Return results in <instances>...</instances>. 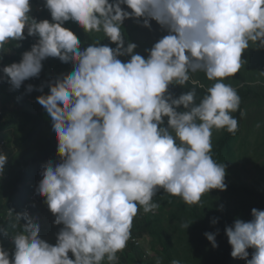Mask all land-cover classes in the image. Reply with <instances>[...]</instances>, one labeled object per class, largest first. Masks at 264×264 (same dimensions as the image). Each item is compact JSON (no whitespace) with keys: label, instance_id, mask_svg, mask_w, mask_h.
I'll list each match as a JSON object with an SVG mask.
<instances>
[{"label":"clouds","instance_id":"9594fccd","mask_svg":"<svg viewBox=\"0 0 264 264\" xmlns=\"http://www.w3.org/2000/svg\"><path fill=\"white\" fill-rule=\"evenodd\" d=\"M44 6L51 22L31 18L29 0H0V51L24 40L25 30L36 38L19 63L3 67L0 80L19 89L38 77L47 58L73 66L48 84V95L36 98L50 119L59 158L43 167L36 194L60 231L49 244L27 214L8 210L9 218L24 224L11 237V259L0 247V264H116L128 241L140 246L132 222L141 208L147 214L160 207L153 200L157 192L193 206L211 190H226V167L211 155L212 135L238 131L232 114L240 96L225 81L244 66L245 50L264 49V0H44ZM130 18L142 19L145 28L155 21L168 33L147 58L133 54L134 43L125 47L121 25ZM69 21L86 34L102 33L115 48L97 41L82 49L62 27ZM198 72L211 82L199 103L195 87L173 98L169 86L183 87ZM7 159L0 154V174ZM251 216L225 228L230 255L264 264V210L253 208ZM205 236L217 247L214 234ZM250 248L255 251L248 259Z\"/></svg>","mask_w":264,"mask_h":264},{"label":"trees","instance_id":"16d2710c","mask_svg":"<svg viewBox=\"0 0 264 264\" xmlns=\"http://www.w3.org/2000/svg\"><path fill=\"white\" fill-rule=\"evenodd\" d=\"M29 2L35 7L42 5L44 13H47V19L51 22L44 0ZM109 2L112 3L114 0ZM121 7L125 11H130L125 5ZM30 17L38 22L42 21L35 16ZM142 24V19L130 18L123 21L121 29L125 43L133 36L132 34L145 29L148 43L141 44L140 55L147 58L152 46L168 33L155 21H149L148 28ZM63 27L79 38L82 49L89 45L77 31L76 24L69 21ZM35 43L36 38L28 36L22 41L7 43L0 51V77L3 76V67L19 63L22 54L29 51ZM100 45L115 48V44L111 42L106 44L100 41ZM242 58H245L244 66L229 83L236 89L241 101L239 110L232 114L238 120V131L232 135L224 130H214L212 135L211 155L214 160L226 167L224 180L226 190H211L202 197L199 204L193 206L183 204L178 197L168 196L162 190L157 192L153 200L160 207L153 210L154 213L147 214L141 208L131 227L133 238L149 241L150 255L142 254L140 246L128 241L126 248L117 253L116 264H156L158 258L161 264H171L174 259L179 260L180 264H246V260L231 257V246L225 228L231 226L236 219L250 221L253 208L264 210V183L256 188H249L245 182L232 183L227 177L229 174H236L237 167L253 146L255 148L251 153L254 160L264 158V90L262 85H253L255 82H264V75H261L264 72V49L250 46ZM49 59L56 58L42 61V70L38 77L25 80L19 89H12L6 78L0 80V102H3L2 98L4 99L0 104V150L12 145L19 148V151L8 157L4 171L0 174V229L8 233L7 238L0 233V247L9 252L10 259L14 250L11 237L22 231L24 220L18 224L14 218L8 217V210H12L14 216L27 214L43 232L49 231V225L38 223L41 217L48 218L50 212L44 198L36 194L43 167L49 162L54 165L59 162L50 119L36 100L38 96L49 94L48 84L51 81L44 74V63ZM59 65L69 74L73 71L71 64ZM248 67L251 68V74L247 72ZM192 76L198 84L193 85L190 80L183 87L169 86L168 92L173 98H178L195 87L196 102L199 103L211 82L205 79L202 72L194 73ZM200 84L204 87L201 88ZM29 85L33 88L31 92L26 90ZM41 88L42 91L38 90ZM241 112L244 113L243 116ZM248 113L251 122L244 125L243 117ZM166 124L167 118L164 126ZM227 200L234 202L232 207ZM213 220L216 223H212ZM183 224L189 226L184 228ZM205 233L215 235L217 247H212ZM247 251L248 259H251L255 249L250 248Z\"/></svg>","mask_w":264,"mask_h":264},{"label":"rangeland","instance_id":"374dc122","mask_svg":"<svg viewBox=\"0 0 264 264\" xmlns=\"http://www.w3.org/2000/svg\"><path fill=\"white\" fill-rule=\"evenodd\" d=\"M30 12L29 15L30 16H35L41 20H49L47 19V13H44V8L42 7L43 11H40L37 7L30 5ZM63 27V25H62ZM77 31L79 32V34L83 37V39L88 43V44H92L95 43L97 41H103L104 43L108 44L110 41L103 37L102 33H89L86 34L84 33V31L78 27ZM25 38H27V32L25 30ZM133 36L129 39V41H127V43H134L136 45V48L134 49V53L133 54H140L141 53V49L140 46L141 44H145L148 43V39L147 36L145 34V29H141L137 34H132ZM127 43H125V47L127 46ZM254 52V51H251ZM256 53H258L257 51H255ZM244 54V53H243ZM242 54V55H243ZM255 53H252V55H254ZM263 55V54H260ZM121 61L123 62H127L130 59V56H121L118 57ZM245 61V58H242ZM61 62L58 59H49L44 63L45 66V70H44V74L46 76V78L48 80H50L53 84L54 82L59 79L62 78L63 76H67L69 75V73L63 68L61 67L59 64ZM254 63V62H253ZM249 74H251V68L248 67V71ZM191 80L193 79V76H191ZM232 80V78H229L228 80H226V83H230ZM253 85H262V88L264 90V82H255L253 83ZM4 102V99H1ZM3 102H0L3 103ZM9 104V103H8ZM251 116L250 114H246L243 117V124H249L251 122L250 120ZM255 147L253 146V148H251L250 151H248L247 155H245V158L241 161L240 165L237 167L236 169V174H229L228 175V180L231 181L232 183H238L240 181H243L247 184V186L249 188H253V187H257L260 184L264 183V158H261L258 161L254 160V157L252 156V149H254ZM17 151H19V148L12 145V147H3L0 150L1 154H6L7 157H10L11 155H13L14 153H16ZM258 151V150H257ZM260 151V150H259ZM230 207L233 206L234 202L233 201H229L227 200ZM50 212V211H49ZM54 216L50 213L48 218L45 217H41L40 220L38 221L39 224H43L46 223L47 225H49V231H42V228H39V237L46 241L49 242V244L54 245L56 243V237L57 234L59 232L55 231V227L57 225H54L53 221L54 219H52ZM55 218V217H54ZM63 227V226H62ZM61 229V228H60ZM60 231V230H58ZM55 232V233H54ZM149 241L142 239V241L140 242V252L142 254L145 255H150V248H149Z\"/></svg>","mask_w":264,"mask_h":264}]
</instances>
